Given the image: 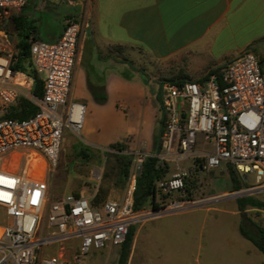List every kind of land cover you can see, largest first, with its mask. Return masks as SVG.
<instances>
[{
    "label": "built area",
    "instance_id": "built-area-1",
    "mask_svg": "<svg viewBox=\"0 0 264 264\" xmlns=\"http://www.w3.org/2000/svg\"><path fill=\"white\" fill-rule=\"evenodd\" d=\"M27 2L0 0V23ZM88 25L85 19L67 16L58 41L31 36L42 96L33 92V77L13 69L17 49L8 32L0 29V264H83L90 251L109 243L121 245L130 228L147 219L222 199L264 195V57L246 50L206 78L163 83L165 122L156 155L162 165L173 162L176 171L157 181L158 208L135 210L137 174L123 202L108 199L95 205L94 196L72 192L53 198L48 183L35 172L41 160L49 172L56 168L66 132L80 134L83 129L86 106L71 100V89L79 38ZM21 98L37 111L24 119L8 117ZM7 154H13V160H5ZM19 158L25 165L15 170L13 163ZM189 159L192 164L184 165ZM222 163L246 178L254 174L255 184L205 199H186L185 180L191 172ZM44 220L47 232L39 235ZM72 239L80 240L79 248L73 261H67L63 246ZM53 242H59L62 251L50 255L41 251Z\"/></svg>",
    "mask_w": 264,
    "mask_h": 264
},
{
    "label": "crops",
    "instance_id": "crops-1",
    "mask_svg": "<svg viewBox=\"0 0 264 264\" xmlns=\"http://www.w3.org/2000/svg\"><path fill=\"white\" fill-rule=\"evenodd\" d=\"M17 14L47 42L60 39L67 16L88 22L79 38L71 100L86 106L81 133L96 147L114 144L124 134L145 137L142 103L151 90L133 75L141 71L133 58L116 50L183 59L193 71L218 68L246 50L264 57V0H28ZM9 23V41L16 47L15 24ZM77 195L94 196L84 190ZM200 206L133 225L127 264H264V253L240 229L244 213L264 209ZM211 212L230 213L238 221L208 223ZM164 215L168 221H156ZM108 246L106 256L116 254L117 263L123 243Z\"/></svg>",
    "mask_w": 264,
    "mask_h": 264
},
{
    "label": "rangeland",
    "instance_id": "rangeland-1",
    "mask_svg": "<svg viewBox=\"0 0 264 264\" xmlns=\"http://www.w3.org/2000/svg\"><path fill=\"white\" fill-rule=\"evenodd\" d=\"M12 39L13 37L10 36L9 40L11 41ZM116 51L117 54L122 57H132L137 63L141 71H135L133 75H137V77H140L143 80L145 78V73L151 80L150 83L154 91L151 92L147 103H142V106L145 105L147 107V118L144 126L145 137L137 138L136 135L126 136L124 134L118 139V142L114 143L124 146V150H119L113 148V144L100 147L92 146L85 141L82 133H66L56 168H52V171L49 172L45 169L43 166V160H41L40 165H38L35 172L36 177L48 183L50 188L49 192L53 198L70 192L81 194L82 190L86 191L88 194H94L95 198L96 194L100 191V188H103L105 196L104 201L114 199L123 202L128 196L132 177L134 174H137L139 160H144L154 151L155 141L159 129V121L164 113L161 100L163 87L161 81L168 82L169 80L166 79L181 76H186L190 79H199L204 77L210 69L207 68L204 70L193 71L188 69V65L183 59L155 60L139 52H135L133 55L129 56V54L124 53V51ZM143 101L146 102V99ZM144 119L145 118L143 117L142 121H144ZM198 140V147H201L203 145L202 135L198 136ZM121 145L119 148H121ZM86 147L89 148L87 153L90 157L84 158L80 155V152L82 148ZM12 155L13 154H7L5 156V160H13ZM121 155L133 156L131 175L125 184H122L121 177V164L119 161V156ZM17 161H15V165H13L14 169L21 170L25 165L24 159L19 158ZM1 163L2 162H0V164ZM183 164L188 166L192 164V160H186ZM168 166L169 171L166 176H170L176 171L175 164L173 162H171ZM228 166L229 165L222 163L220 166L210 170H202L199 167L193 170L190 174L191 180L194 181V183L191 184L192 198L200 200L207 197H213L215 195L225 194L233 190ZM31 169H33V165L31 166ZM241 177L243 180V187L251 186L256 182L254 174H249L248 178L244 175H241ZM158 194L160 198V190ZM256 197L264 199V195L262 194H257ZM237 200L238 198L222 199L214 204L203 205L197 208L205 209L207 206H217L218 208L232 210L237 208ZM150 207L151 205L146 206L147 209ZM209 214L210 215L207 217L208 223H226L231 226L236 225L238 221V216L231 215L230 213L211 212ZM250 214L253 216L249 215L251 219L264 224V212L254 211L250 212ZM169 215L161 216L157 218L156 221L166 222L169 220L168 218H170ZM215 218L217 219L215 220ZM141 223L142 222L138 224ZM45 232H47L46 220H44L41 224L39 235H43ZM182 235H186V233L183 232ZM76 243V239L68 243H64L63 247L66 249L64 255L67 261H73V255L77 251ZM60 246L61 244L59 242H53L45 246L41 251L50 255L57 253L58 251H62L63 248ZM110 250L111 247L108 246L102 249H94L90 251V253L85 256L83 264H116V254L109 257L106 256Z\"/></svg>",
    "mask_w": 264,
    "mask_h": 264
},
{
    "label": "trees",
    "instance_id": "trees-1",
    "mask_svg": "<svg viewBox=\"0 0 264 264\" xmlns=\"http://www.w3.org/2000/svg\"><path fill=\"white\" fill-rule=\"evenodd\" d=\"M10 20L11 23L14 22L15 28L17 31L18 42L16 44V54L14 60L12 62V67L14 70L22 71L33 77L34 84H33V92L38 96H42L44 92L43 80L38 75L36 69L33 66L32 58H31V36L34 35L35 26L29 22L28 20L23 19L18 14L12 15L11 18L6 20L4 23H0V29L6 30L10 33ZM219 68H211L208 70V73L202 77L206 78L211 73H218ZM145 78L143 79L144 83L148 85L149 89L152 91V85L150 83L149 77L144 73ZM171 82H183L186 80H191L186 76H181L177 78H170L166 79ZM164 81H161L163 85ZM162 100V94H161ZM37 111L36 106L32 103L27 101L24 98H21L18 101L16 107L12 109L8 117L12 118H28L32 116ZM165 122L164 113L159 121V129L158 134L155 141L154 151L153 154L147 156L143 162L140 169V172L136 175V188L133 192V200H134V208L135 210H142L145 209L146 206L151 205L155 208L160 206V202L158 201L159 198V190L157 187V181L160 178L166 176L169 171L168 164L162 165L159 163V158L156 154L159 153L161 149V135L163 132ZM121 144H113L112 147L124 150V146ZM89 148H82L80 155L84 158L90 157L87 151ZM120 161V168H121V177H122V184H125L128 178L131 175L132 166H133V156L131 155H121L119 156ZM200 160H198L199 162ZM228 170L230 173L231 182L233 185V189H240L243 187V180L241 175L237 172V170L229 164ZM186 189H187V196L186 199H193L192 198V188L191 184L194 183L190 177L186 178ZM104 189L100 188V191L96 194L93 202L95 205H99L104 202ZM238 205L241 210L247 208V206L256 207L260 209H264V199L256 196H246L241 197L238 200ZM242 234L251 240L263 253H264V224L254 221L249 217L248 214H243V219L240 226ZM132 239V229L130 228L128 236L123 243V248L121 250L118 262L116 264H127L128 257H129V243Z\"/></svg>",
    "mask_w": 264,
    "mask_h": 264
},
{
    "label": "water",
    "instance_id": "water-1",
    "mask_svg": "<svg viewBox=\"0 0 264 264\" xmlns=\"http://www.w3.org/2000/svg\"><path fill=\"white\" fill-rule=\"evenodd\" d=\"M143 159L139 160L138 167H137V174L140 172L141 166H142Z\"/></svg>",
    "mask_w": 264,
    "mask_h": 264
},
{
    "label": "bare ground",
    "instance_id": "bare-ground-1",
    "mask_svg": "<svg viewBox=\"0 0 264 264\" xmlns=\"http://www.w3.org/2000/svg\"><path fill=\"white\" fill-rule=\"evenodd\" d=\"M18 162V161H17ZM13 165H15L14 163H13ZM16 167V166H15Z\"/></svg>",
    "mask_w": 264,
    "mask_h": 264
}]
</instances>
